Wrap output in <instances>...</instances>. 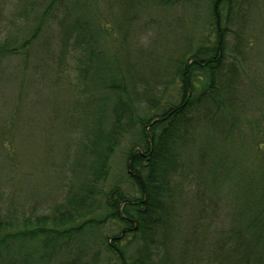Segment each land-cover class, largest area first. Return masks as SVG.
<instances>
[{
  "label": "rangeland",
  "instance_id": "rangeland-1",
  "mask_svg": "<svg viewBox=\"0 0 264 264\" xmlns=\"http://www.w3.org/2000/svg\"><path fill=\"white\" fill-rule=\"evenodd\" d=\"M240 1L242 10L234 16L244 21L237 70L242 90L238 98L243 104L238 120L243 126L231 142H221L219 125L206 123L207 114L196 121L193 141L181 150L182 170L176 177L178 220L169 251L173 257L184 253L185 264H219V250L213 243L219 235V186L224 193L220 199L225 220L230 206L226 184L253 178L264 155V0ZM164 2L0 0V44L17 49L15 54L0 56L1 221L13 213L17 218L46 213L83 173L88 155L82 143L96 117L91 98L99 97L96 103L104 105L113 101L107 100L100 84H91L96 67H104L107 77L122 81L128 90L132 86L141 95L137 101L145 102L143 93L163 103L175 101L180 82L175 61L207 37L213 40L208 23L212 0ZM40 19V32L25 48H19ZM79 32L85 40L91 39L98 56L84 76V54L73 44ZM107 123L108 118L106 128ZM131 139L130 134L124 136L115 149L106 187L128 189L123 157ZM219 151L230 170L225 185H219V177L210 180V168L219 165ZM11 229L3 226L0 234ZM119 229L120 225L110 223L98 229L88 227L79 242H84L89 253L100 250L96 264H107L95 244V234L112 236ZM31 243L10 244L8 252L0 250V264L17 263L38 253ZM43 264H58V259L52 257Z\"/></svg>",
  "mask_w": 264,
  "mask_h": 264
},
{
  "label": "trees",
  "instance_id": "trees-1",
  "mask_svg": "<svg viewBox=\"0 0 264 264\" xmlns=\"http://www.w3.org/2000/svg\"><path fill=\"white\" fill-rule=\"evenodd\" d=\"M210 3L208 23L213 40L207 37L205 43L187 49L175 61V75L180 82L174 102L163 103L145 93L142 95L147 98L145 102L137 101L141 95L132 86L128 90L122 81L107 77L104 67L95 68L91 84L94 87L100 84L107 100L113 101L104 105L96 103L99 97L91 98L96 117L91 120L87 140L82 143L88 163L77 182L67 187L63 199L46 213L21 218L13 213L7 221L0 220V228L12 226L10 231L0 234V250L8 252L10 244L23 242H32L40 250L17 263L6 264H32V257L34 264H43L52 257L58 259V264H96L100 250L89 253L84 242L79 241L88 227L98 229L107 223L120 225L112 236L95 234V244L102 249L107 264L186 263L184 253L173 257L169 251L178 220L176 177L182 170L181 150L193 141L196 121L207 114L210 119L206 123L219 125L221 142H231L243 126L238 120L243 104L238 98L241 86L237 70L241 66L240 30L244 21L234 16L242 10V3L240 0ZM41 27L40 19L30 38L18 47L30 44ZM90 41L81 32L73 37V44L81 47L86 61L83 76L88 74L90 62L98 59ZM16 50L8 43L0 44V56L15 54ZM157 108L159 111L153 113ZM129 134L132 139L123 157L128 189L119 185L106 187L110 159ZM261 158L258 172L254 177L251 175L253 178L242 179L232 186L227 183L230 170L221 151L219 165L210 168V180L219 177V185L227 183L225 195L230 199L224 220L220 199L224 193L219 186V235L213 240L219 250V264H264V155Z\"/></svg>",
  "mask_w": 264,
  "mask_h": 264
}]
</instances>
